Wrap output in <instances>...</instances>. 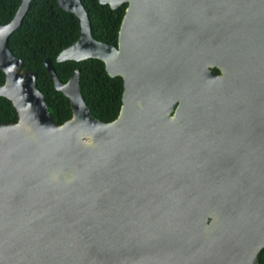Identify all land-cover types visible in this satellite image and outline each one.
<instances>
[{
    "label": "water",
    "instance_id": "95a60500",
    "mask_svg": "<svg viewBox=\"0 0 264 264\" xmlns=\"http://www.w3.org/2000/svg\"><path fill=\"white\" fill-rule=\"evenodd\" d=\"M127 6L117 46L81 0H56L79 37L56 62L97 59L123 83L117 118H94L79 71L55 90L8 46L31 0L0 24V264H258L264 247V0H98ZM219 70L217 73L213 68Z\"/></svg>",
    "mask_w": 264,
    "mask_h": 264
},
{
    "label": "trees",
    "instance_id": "16d2710c",
    "mask_svg": "<svg viewBox=\"0 0 264 264\" xmlns=\"http://www.w3.org/2000/svg\"><path fill=\"white\" fill-rule=\"evenodd\" d=\"M90 22L92 37L102 43L117 46L118 30L126 3L116 9L102 5L98 0H81ZM21 0H0V24L8 23ZM79 37L76 18L58 7L56 0H31L21 24L8 37L12 53L22 60V67L34 71L36 87L45 97L48 110L58 125L71 118L69 100L55 90L44 66L50 60L56 75L66 83L77 69L81 96L91 115L103 123L115 120L121 107L123 83L120 77H110L103 62L97 59L56 62L57 55ZM4 74L0 69V84ZM17 120L9 99L0 96V123ZM258 264H264V247L260 249Z\"/></svg>",
    "mask_w": 264,
    "mask_h": 264
},
{
    "label": "flooded vegetation",
    "instance_id": "af4514ba",
    "mask_svg": "<svg viewBox=\"0 0 264 264\" xmlns=\"http://www.w3.org/2000/svg\"><path fill=\"white\" fill-rule=\"evenodd\" d=\"M217 73H219V70L216 68V67H214L213 68Z\"/></svg>",
    "mask_w": 264,
    "mask_h": 264
}]
</instances>
